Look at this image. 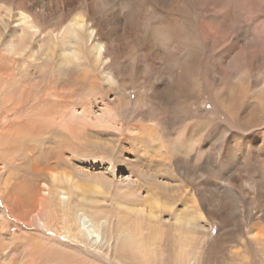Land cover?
Returning a JSON list of instances; mask_svg holds the SVG:
<instances>
[{
    "label": "bare ground",
    "instance_id": "bare-ground-1",
    "mask_svg": "<svg viewBox=\"0 0 264 264\" xmlns=\"http://www.w3.org/2000/svg\"><path fill=\"white\" fill-rule=\"evenodd\" d=\"M231 6L0 0V196L17 220L79 244L16 232L0 210V264H264V40L248 39ZM23 57L31 70L15 68ZM238 57L249 64L234 68ZM36 90L52 91L54 108L28 115L44 100L32 103ZM29 106L26 120L3 122ZM219 116L258 131L228 135ZM33 117L43 128L20 141L60 142L37 156L21 146L16 158L10 145ZM71 162L73 177L56 174Z\"/></svg>",
    "mask_w": 264,
    "mask_h": 264
},
{
    "label": "rangeland",
    "instance_id": "rangeland-1",
    "mask_svg": "<svg viewBox=\"0 0 264 264\" xmlns=\"http://www.w3.org/2000/svg\"><path fill=\"white\" fill-rule=\"evenodd\" d=\"M231 1H233V0H230V1H226V0H224V2H225V6H226V8H230V6H231V8H233L234 9V6H235V16H236V21H237V23L239 22L240 24H238V26H239V28H241V30H244L245 29V33H246V35H248V39H252V41L254 42H261L262 41V39L264 40V3H263V1L264 0H234L233 2H236V3H233V2H231ZM239 1V2H238ZM232 4H231V3ZM246 3V4H245ZM227 4H228V6H227ZM231 4V5H230ZM235 4H237V5H235ZM249 4V5H248ZM245 5V6H244ZM260 5V6H259ZM192 7H193V12L195 13V16L197 17V19H199V18H201V15L203 14L202 12H200V10H199V8H198V6L196 7V4H193L192 5ZM198 8V9H197ZM199 10V11H198ZM233 10V11H234ZM198 13H197V12ZM200 13V14H199ZM234 13H233V15H234ZM239 13V14H238ZM257 13V14H256ZM248 14H250V15H248ZM199 16V17H198ZM240 17V18H239ZM260 18V19H259ZM248 24H247V23ZM244 24H246V25H244ZM252 24H255L254 26L252 25ZM248 25V26H247ZM249 25H250V27H249ZM45 26V25H44ZM245 28H244V27ZM248 27V28H247ZM252 27H253V29H252ZM63 29V28H62ZM62 29H60L59 30V32L57 33V34H55V39L56 40H59V38H60V36H61V33H62ZM246 30H248V31H246ZM252 30V31H251ZM255 44H259L260 45V43H255ZM24 58V60L22 61V63L20 64H17L16 65V69H18V65H21L22 67H24L25 69H26V71H29V70H31L32 69V65L31 66H29L30 65V61L27 59V58H25V57H23ZM249 59L248 58H246V62H244V60H242L240 57H238V58H236V63H235V61H233L234 62V68H237L238 66H243L244 64H249V61H248ZM40 67H38V68H36V69H39ZM243 80H245V77H244V79ZM44 87V86H43ZM10 90H13L14 88H13V84L11 83V85H10V88H9ZM40 90V89H39ZM39 90H36V92L32 95V103L33 104H36L37 103V101H38V99H44L40 104H37V106H38V108L39 109H35L34 110V112H33V114H31V113H29L28 115H34V114H36V113H39L40 111H42V110H45V109H49L50 107L52 108H54V105H50V103H51V101H52V98L54 97V94H51V92L52 91H48L45 95H41L40 96V92H39ZM135 95H136V93L135 92H133L132 93V95H131V97H132V100L131 101H133L134 99H135ZM206 94L204 93V96H205ZM2 97H1V95H0V99H1ZM55 98L56 97H54V99L53 100H55ZM29 103V102H28ZM53 104V103H52ZM74 105V104H73ZM4 105H3V103L2 102H0V118L4 115V110H2V107H3ZM7 106H9V105H7ZM70 106H72V105H70ZM69 106V107H70ZM5 107V106H4ZM88 107V109H89V106H87ZM94 110V109H93ZM31 111V107L29 106V107H27V109H25V108H23V109H21V110H19L18 112H16V111H11V115L9 116V117H7V118H5V120L3 121V122H7L8 124H10V122H12L13 124H18L19 122H21V120H20V117H23L24 116V114H26L27 112H30ZM89 111V110H88ZM90 111H91V108H90ZM205 111L207 112V113H214V109H213V106H212V104H210V103H208L206 106H205ZM147 114H145L144 115V120H145V123H151V124H155L157 127H158V124H159V122L156 120V117L154 116V115H147ZM25 120H26V118L25 117H23ZM39 118V117H38ZM147 118V119H146ZM37 119V117H33V119H32V121H31V123H32V125H31V129H30V124H29V126L28 125H24L23 126V128H22V130L25 132V133H23V134H21V135H18L17 136V138H16V143H12L13 145L11 146L10 145V147L12 148L13 146L15 147V146H18L19 144V146L18 147H15V149L16 148H22V147H24V145L29 149V150H31L32 152H33V155H42L41 153H42V151H44V149H49V148H51V147H54V148H57V144L60 142L59 141V139L58 138H56V137H50L51 139H53L54 141H56L57 142V144L56 145H51V146H48L47 144H45L44 143V141L43 142H40V141H28V139H22L21 141H20V139H19V137H21V136H25L26 134H28V132H30L31 130H32V128H33V126H40L41 128H43L42 127V125H43V123L44 122H42V120L40 121V119H37V120H39V121H35ZM65 119V118H64ZM63 119V120H64ZM149 119V120H148ZM217 120H219V122H218V125L220 126V127H222L223 126V124H224V126L223 127H225V130H227V132H228V135H232V134H234V133H236V134H239L240 133V137H242V138H249V137H251V135H253L254 133H256L257 131H258V129H254V130H250V131H247V132H240V130L237 128V126H234V124L232 125V123L230 124L229 123V121H228V119H226L225 117H223V116H219V117H217L216 118ZM195 119H192L190 122L191 123H195ZM60 122V121H59ZM96 128H99V127H96ZM227 128V129H226ZM95 130V129H94ZM96 130H99V129H96ZM100 130H104V131H106L105 130V128L104 129H100ZM109 130V129H108ZM107 130V131H108ZM46 133V135L43 137L44 139H48V134H47V132H45ZM48 136V137H47ZM104 137V139H105V136H103ZM64 142H70V139L69 138H65L64 140H63ZM91 141H93V140H91ZM94 141H96V140H94ZM223 141H226V138L224 137V139L222 140V142ZM21 142V143H20ZM101 143H104L103 142V140L102 141H100ZM206 142V141H205ZM2 143V142H1ZM4 143V142H3ZM219 144V143H221V141L220 142H216L215 141V145L216 144ZM23 144V145H22ZM28 144V145H27ZM22 146V147H21ZM29 146H31L30 148H29ZM0 148H1V145H0ZM18 149H16V151L14 150V148H13V150H12V154L15 152V154L13 155L14 157H18L19 158V156H18V154L20 155L21 154V149H19V151H17ZM34 149V150H33ZM0 152L2 153V150L0 149ZM19 152V153H18ZM0 153V154H1ZM1 157V156H0ZM0 162H1V158H0ZM78 162H80V161H78ZM78 162H75V163H72L71 162V164H69L68 165V168H58L57 170H56V174H58V175H60L61 173H63V172H69V173H71V176L73 177L74 176V173L73 172H75V170L76 169H78L79 170V167L81 166ZM22 163V161H19V160H17L16 161V164H21ZM10 165V164H9ZM87 166H82V171H86L87 170ZM106 168L107 167H104L103 168V170H104V173H106L105 171H106ZM97 170V171H96ZM96 170L94 171V172H98L99 171V168L97 167L96 168ZM102 170V171H103ZM3 172H1L0 173V179L4 176V174L5 173H7V171H8V166L6 165V167H5V169L4 170H2ZM99 173V172H98ZM19 174H20V178L22 179L23 178V180L24 179H26L27 178V176L26 175H28L27 174V172H23V171H20L19 172ZM26 174V175H25ZM120 173H118L117 175H116V179H117V181L119 180V181H123V176L121 177V178H119L120 177ZM19 177V176H18ZM28 177H32V176H30V175H28ZM9 189H10V185H9ZM6 192H9V190L8 191H6ZM100 192H102V191H100ZM65 198V197H64ZM0 210H2V211H4L3 213L5 214V216H4V218L9 222V223H11L12 225H13V230H15L16 232H27V233H30V235L32 236H37V237H42V238H45V239H51V240H54V241H56V242H58V243H61V244H66V245H71V246H79V244H77V243H75L74 241H72L68 236H66L62 231H58L57 229H55V228H49V227H47V228H44V227H42V226H39V225H37L33 220H31L29 223H27L26 221H19V220H17L15 217H14V215L13 214H10L6 209H5V207H4V204H3V202H2V198H1V196H0ZM85 221H87V220H85ZM25 225H27V226H25ZM216 230H217V227H213L211 230H210V234H211V236H214L215 234H216ZM41 231V232H40ZM40 232V233H39ZM35 234V235H34ZM76 244V245H75ZM27 248H29V246H28V244H26V243H22V244H19L16 248H15V250H14V252H13V254H14V256L16 257V258H18V257H20L22 254H23V251L24 250H26ZM92 254L93 255H95L96 256V258L98 257L99 258V260H101V261H103V262H105V259L103 260V256L105 257V255H100V254H98V253H95V251H93L92 252ZM107 260H106V264H107Z\"/></svg>",
    "mask_w": 264,
    "mask_h": 264
}]
</instances>
